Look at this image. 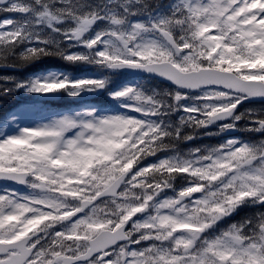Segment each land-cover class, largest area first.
<instances>
[{
  "label": "snow or ice",
  "instance_id": "obj_1",
  "mask_svg": "<svg viewBox=\"0 0 264 264\" xmlns=\"http://www.w3.org/2000/svg\"><path fill=\"white\" fill-rule=\"evenodd\" d=\"M0 264H264V0H0Z\"/></svg>",
  "mask_w": 264,
  "mask_h": 264
},
{
  "label": "trees",
  "instance_id": "obj_2",
  "mask_svg": "<svg viewBox=\"0 0 264 264\" xmlns=\"http://www.w3.org/2000/svg\"><path fill=\"white\" fill-rule=\"evenodd\" d=\"M51 67H59V68H65L66 70L72 71L74 70L68 65H65L62 61L56 60V59H48L44 61L43 63L40 64V69L41 68H51Z\"/></svg>",
  "mask_w": 264,
  "mask_h": 264
},
{
  "label": "flooded vegetation",
  "instance_id": "obj_3",
  "mask_svg": "<svg viewBox=\"0 0 264 264\" xmlns=\"http://www.w3.org/2000/svg\"><path fill=\"white\" fill-rule=\"evenodd\" d=\"M20 75H21V72H20Z\"/></svg>",
  "mask_w": 264,
  "mask_h": 264
}]
</instances>
